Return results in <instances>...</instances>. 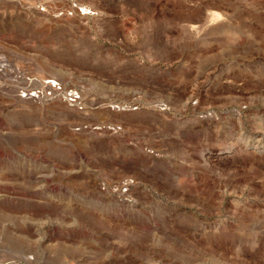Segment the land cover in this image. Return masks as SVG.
Listing matches in <instances>:
<instances>
[{
    "label": "rangeland",
    "instance_id": "obj_1",
    "mask_svg": "<svg viewBox=\"0 0 264 264\" xmlns=\"http://www.w3.org/2000/svg\"><path fill=\"white\" fill-rule=\"evenodd\" d=\"M0 264H264V0H0Z\"/></svg>",
    "mask_w": 264,
    "mask_h": 264
},
{
    "label": "bare ground",
    "instance_id": "obj_2",
    "mask_svg": "<svg viewBox=\"0 0 264 264\" xmlns=\"http://www.w3.org/2000/svg\"><path fill=\"white\" fill-rule=\"evenodd\" d=\"M78 5V4H77ZM79 6V5H78ZM81 8L79 9L81 12V14H86V12H90V10H86L88 7H84L82 5H80ZM78 11V10H77ZM39 13V12H38ZM41 14V13H40ZM224 14V13H223ZM222 14L220 12H213L211 13V15L209 16L210 17V20L212 21H216L219 19V17L221 16ZM50 16V15H49ZM46 17V16H45ZM83 17V16H82ZM222 17V16H221ZM84 18V17H83ZM53 20V19H52ZM50 77V76H49ZM46 80V79H44ZM44 88L42 89V91H34V93H28V94H24L22 95L24 98L30 96H40L39 94H43V96H51V95H60L66 104H68V106H79L81 105V96H80V93L77 91V90H70V89H66L64 88L63 86L60 85V83L52 78L50 79H47L44 83ZM27 91V90H26ZM31 99V98H30ZM7 100V99H6ZM21 102H23V100H21ZM31 102V101H30ZM59 102V101H58ZM53 103V106L51 107V109H56L58 110L59 113H65L67 112L66 109H65V106L63 103ZM51 103V102H50ZM26 105V104H25ZM35 106V107H38L39 104H35V103H29L28 106ZM49 105V103H48ZM23 109H28V108H24V106H22Z\"/></svg>",
    "mask_w": 264,
    "mask_h": 264
}]
</instances>
